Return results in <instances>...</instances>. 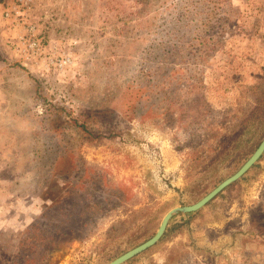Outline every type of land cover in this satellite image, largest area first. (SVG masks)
<instances>
[{
  "label": "rangeland",
  "instance_id": "1",
  "mask_svg": "<svg viewBox=\"0 0 264 264\" xmlns=\"http://www.w3.org/2000/svg\"><path fill=\"white\" fill-rule=\"evenodd\" d=\"M264 138V0H0V264H107ZM122 264H264V153Z\"/></svg>",
  "mask_w": 264,
  "mask_h": 264
},
{
  "label": "water",
  "instance_id": "2",
  "mask_svg": "<svg viewBox=\"0 0 264 264\" xmlns=\"http://www.w3.org/2000/svg\"><path fill=\"white\" fill-rule=\"evenodd\" d=\"M262 153H264V138H262L256 149L247 158V160L238 168L236 172H234L229 177L225 178L222 182H220L217 186H215L198 201L189 205L175 206L169 209L163 215L156 232L149 239L135 246L134 248L124 252L123 254L117 256L107 264H122L129 258L155 244L159 240V238L164 234L167 224L172 218V216L177 213H191L204 206L208 201H210L214 196H216L220 191H222L227 185L240 178L254 164V162L261 156Z\"/></svg>",
  "mask_w": 264,
  "mask_h": 264
}]
</instances>
